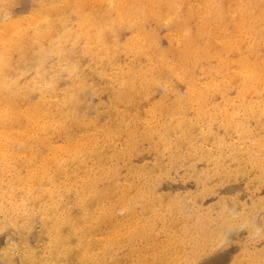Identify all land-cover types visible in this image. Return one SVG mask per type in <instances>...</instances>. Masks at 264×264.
Segmentation results:
<instances>
[{
  "label": "bare ground",
  "instance_id": "bare-ground-1",
  "mask_svg": "<svg viewBox=\"0 0 264 264\" xmlns=\"http://www.w3.org/2000/svg\"><path fill=\"white\" fill-rule=\"evenodd\" d=\"M12 2L0 230L18 245L0 243V264H198L229 246V264H264V0ZM143 143L152 164L135 160ZM181 169V188L158 191Z\"/></svg>",
  "mask_w": 264,
  "mask_h": 264
},
{
  "label": "rangeland",
  "instance_id": "rangeland-1",
  "mask_svg": "<svg viewBox=\"0 0 264 264\" xmlns=\"http://www.w3.org/2000/svg\"><path fill=\"white\" fill-rule=\"evenodd\" d=\"M37 1L38 0H13L10 8H11V10H13L14 12H16L20 15H26L32 11H35L38 8ZM72 1H74V0H72ZM76 22H77V20L75 18H73L72 23H76ZM126 39H129V34L125 31L123 36L121 37V40H122L121 42H124ZM160 39H161L162 43L165 42V38L163 37L162 31H160ZM67 57L70 59L79 60L81 62V64L84 65V69L85 70L88 69V66L90 64V57H88L86 54H84L81 46H76L74 48L68 49L67 50ZM118 60L122 61V62H126V61H128V57H127V55L122 53L121 55H119ZM51 61H55V59L52 58ZM86 73H88V70H86ZM60 84L67 87V83L65 80L62 81ZM100 99L102 101H105V95H101ZM90 103H91L90 99L87 98L85 101V106H89ZM154 158H155V151L150 149V147L147 143H143L141 145V148H140L138 154L135 156V160L139 164H144V163L152 164L154 161ZM199 167H200V169H204L206 167L205 162H200ZM184 175H185L184 169L175 171L170 177H168L167 179L163 180L160 183L158 191L162 192V191H165V189L173 190L175 188H181ZM180 191L182 193L184 192L183 189H180ZM223 191H224L223 189H220L219 192L210 196L209 199L210 200L215 199ZM251 192H254V190H252ZM258 194L259 193H257V192L251 193V196H250L251 199L258 197ZM1 222H3V220H2V217L0 216V223ZM38 233H39V227H38V225L34 224L31 231L27 234L28 239H29V243L31 245L37 246V244H38L37 243ZM7 239L11 240L12 243H15L14 246L18 245V237L13 236L11 234L9 228L3 227L0 230V243H2V244H3V242L5 243V241ZM232 249H233V246H229V248L226 251H218L216 253H213L208 259L200 261L198 264H229L231 262L232 258L235 255H237V253L235 251H233ZM12 255H13V257H12L11 261L17 262V260H18L17 259L18 258L17 252L16 251L12 252ZM4 258L6 260H8V258H6V257H4Z\"/></svg>",
  "mask_w": 264,
  "mask_h": 264
}]
</instances>
